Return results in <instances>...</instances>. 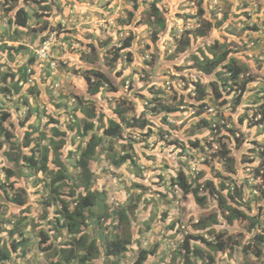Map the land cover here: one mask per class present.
I'll list each match as a JSON object with an SVG mask.
<instances>
[{"label":"rangeland","instance_id":"obj_1","mask_svg":"<svg viewBox=\"0 0 264 264\" xmlns=\"http://www.w3.org/2000/svg\"><path fill=\"white\" fill-rule=\"evenodd\" d=\"M41 1L47 2V7L41 9L36 2L26 1L28 10L33 9L42 16L39 19L31 17L28 21V30L21 31L19 29V33L17 30L16 33H12L14 27L9 25V21L5 17V7L0 5V44L5 41L7 44L20 46L14 56L16 58L15 68L28 65L32 68L30 71L37 69L40 72L41 69L36 65L38 61L50 59L48 52L52 48L55 59L50 60V67H47V71L53 73V69L62 72L60 67L68 66L64 72L66 74L64 81L59 82L61 89H56V94H64L67 89L65 84H69V81L72 82L73 79L77 83L71 87V90L75 94H81L84 90L82 73L87 72L91 66H96L94 68L106 75L110 83L112 82V86L105 85H109L107 88L110 92L106 94L104 91L100 94L99 100L88 103L102 118V121L98 122L107 124L103 116L107 119L117 120L118 113L114 112L116 106H118L116 111L119 110L127 120H132L133 115L142 111L149 118L150 116L153 118L159 116V120L160 117L163 118L161 116L163 113L166 114V120L169 122L168 133L160 136L158 128L154 126V133L151 136L143 137L137 132V128H126L123 123L119 137L107 141V136H102L104 146L108 147L110 144L111 147L105 151L99 150L95 157L97 160L93 162V167L96 165L95 170L103 176L96 175L98 178L95 181V188L105 192L103 201L107 206V211L112 212L122 205L127 207L130 205L133 209L130 217L139 228L138 235L141 234V240L137 243V247L158 249L155 255L151 256L152 259L148 264H183L181 243L184 232L188 231V234L200 233V231H196L194 224L197 220L205 218L210 212L216 213L217 210L216 197L214 199L209 195V201L206 200L204 205L197 207L191 194L184 195L177 187L170 184L172 176L181 168L180 164L186 170L188 167L189 178L191 180L198 179L200 185L204 184L203 180H209L220 187L218 183L220 180L221 184H224L222 190L226 192L228 187L238 199V204L243 202L242 190L239 189L242 186L241 181L246 183L249 189L244 198L251 201L253 212H256L258 204L262 202L256 191V185H260L261 181L257 175L256 166L259 162L258 151L264 145V70L259 63L264 62V40L260 43L249 41L250 51L240 41V45L235 51L237 62L243 68L244 78H248L245 91L239 88L237 83H230L232 86L228 85L226 89L230 88L231 90L226 91V94L222 92L218 98L212 95L210 89L206 87L207 95L204 102L207 105L199 113L189 106L177 105L176 99L178 95H187L191 91V96H196L194 86L199 81L197 77L201 79L200 85L207 82L208 78L203 75L204 72L198 70L196 63L194 64L193 53L200 55L203 46L208 48L211 44L208 35L213 32L216 38L224 41L230 48L240 35L245 34L244 22L247 18L245 12L247 9L250 11L249 23L254 22L258 18V14L264 16V12L261 10L264 9V0H211L208 7L205 4L201 5L203 10L201 15L197 5L200 0H143L137 9L129 6L133 4L131 0L127 3V0H108L111 1L108 8H103L96 0ZM152 1L164 8L165 26H162L160 22H155L153 16L148 19L146 10ZM125 6L135 10L137 15L141 13V21L134 25H120V18L126 16ZM228 8L231 9V20L224 21L222 26L213 27L214 29L211 31L208 20L213 22L220 20L223 11ZM215 10L216 14H213L212 12ZM131 19L130 22L135 20L133 17ZM48 20L53 21L54 24L58 23L61 31L54 30L43 40L47 44L46 55L40 57L35 53V49L39 48L43 42L39 36L43 35L44 24ZM229 22L232 27L227 28ZM196 32H200L202 35L194 36L198 34ZM58 33L60 35L71 33L76 35L74 38L80 37L83 41H92L94 44L91 42L80 43L76 41L78 39H73L68 43L62 40ZM129 33L135 34L134 43L136 44L131 54L127 57L123 55V59L119 60L120 53L114 51L113 54L112 51H108V48L121 46V40ZM11 34L14 37L9 38L8 35ZM230 34L231 41L226 39V36ZM119 38L121 40L118 41ZM188 38H190L189 44H187ZM203 40L206 43H202L201 47L199 44ZM183 43H186L185 46L182 45ZM231 48L234 50L233 47ZM104 54L111 56L109 59L111 63H107L109 65H104L100 61ZM9 55L13 57L12 54ZM114 58L119 61L113 63ZM87 63L89 66L79 72L80 66L84 67ZM254 65L255 69H253ZM74 68L78 71H75ZM2 70H8L6 65L2 66ZM91 76L94 78L93 75ZM122 78H125L124 84L121 82ZM29 82L31 81L29 80ZM155 98H161V101L166 102L172 110L151 112L150 108L156 103ZM224 98H226V104L222 103ZM117 99L123 100L117 102ZM133 99L137 100L136 103L133 102L128 106L129 101H133ZM185 100L189 101L188 96ZM4 104L8 108L12 106V102ZM25 116L27 115L21 112V118H25ZM198 116H204L206 122L201 128L191 131L190 128ZM36 125L35 122L34 126L36 127ZM16 132H21V130ZM96 132L101 134L100 129H96ZM129 140L134 144L131 151L132 154H135L134 158L115 165L112 160L113 152L121 149V145ZM191 141L199 143L192 146ZM136 145H140L142 148L141 156L136 154ZM61 151L64 155L62 160L72 164V158L65 157L68 146L63 145ZM226 151L229 154L227 159ZM134 160L137 164L133 163ZM233 161H236L234 165ZM113 171L115 173H112ZM68 174H72L70 168ZM25 180L28 182L26 187L29 188V184L32 182L30 176L25 177ZM131 182L137 185L132 187ZM204 187L206 186L200 188V193L205 191ZM238 192H241V197L238 196ZM128 194L135 195L132 201L134 203L125 201ZM25 196L26 203L18 209L11 208L8 201H1L0 220H9L7 223L0 221L1 240H5L3 238L6 231L3 228H9L15 218L13 215L10 218L4 217L11 211L25 212L27 219L31 222L32 220L36 221L40 216L43 209L41 201L47 196V192L40 190L32 193L30 190V193ZM221 215L219 212L223 221L224 218ZM147 216L149 217L145 219ZM105 220L99 219L95 226L101 227ZM235 222L244 230L249 224L245 219H236ZM261 222L262 220L258 226H254L253 231L245 230L247 232L245 235L232 232L233 241L236 244L232 246L230 252L214 254L211 264H264V241L261 243L263 253L260 258L256 259L253 255L244 257L241 250L246 245L257 246L252 235L262 229ZM116 223L115 219L114 224ZM41 224L43 223L41 222ZM27 228L31 232H29V237L34 242L26 249V254L16 264L48 263L46 254L37 248L40 227L33 229L32 223ZM90 228L98 231L93 227ZM209 228V231L204 235L208 239H213L214 233L224 232L223 227L219 226L216 221ZM104 230L105 232L109 231L111 227ZM68 238L62 237L63 240ZM54 243H58V240L54 239ZM198 246L204 253L203 256H206L205 252L208 249L203 244ZM136 254L137 250H134L133 253L125 255L121 264H132ZM207 258L197 259L195 264L209 262Z\"/></svg>","mask_w":264,"mask_h":264},{"label":"trees","instance_id":"obj_2","mask_svg":"<svg viewBox=\"0 0 264 264\" xmlns=\"http://www.w3.org/2000/svg\"><path fill=\"white\" fill-rule=\"evenodd\" d=\"M26 1L0 0V5L6 8V19H10L8 20L9 25L14 27L12 33H16V30L19 33V29L21 31L28 30L29 19L31 17L39 19L42 16L33 9L28 10ZM32 1L36 2L41 9L47 7V2H42L41 0ZM129 1L127 0L126 3ZM131 1L133 4L128 5L133 9H137L143 0ZM209 1L211 0H200L197 3L200 15L203 14L201 5L205 4L208 7ZM96 2H100L103 8H108V5L111 4V1L108 0H96ZM149 5L146 10L148 19L153 16L155 22H160L162 26H165L164 8L154 1L150 2ZM261 10L264 12V9ZM245 12L247 16L244 22L245 34L239 36V41H234L231 46L234 50L231 47L228 48L224 41H220L211 32L208 35V40L211 39L209 41L211 44L208 48L203 46V50H200V55L193 53L194 64L196 63L197 69L203 71L206 77L212 79L208 86H210L213 93L219 90V87L225 89L227 81L229 84L231 81L238 83L239 88L243 90L246 87V81L243 83L237 81L242 69L237 62L235 51L238 49L240 41L250 51L251 47L249 45L251 44L249 41L251 43H260V41L264 40V16L258 14V18L254 22L249 23L250 11L247 9ZM212 13L216 14V10ZM231 16V9L228 8L223 11V16L220 20L216 22L208 20L210 30L213 31V27L218 25L222 26L226 20L230 21ZM10 17H13L14 21H11ZM132 17L135 20L130 22ZM120 21V25H134L136 22L141 21V13L137 15L135 10L126 7V16L125 18H120ZM228 27H232L230 22ZM54 30L60 32V26L58 23L54 24L53 21L48 20L44 24L43 35H40L39 39L43 41ZM196 33L198 34L194 36L202 35L200 32ZM58 36L68 43L73 39H78L76 41L80 43L91 42V44H94L92 41H83L80 37L74 38L76 35L71 33L62 35L58 33ZM8 37L12 38L14 36L11 34ZM134 37V33H129L124 39L121 40L119 38L118 41L121 40V46L109 47L108 51H112L113 54L114 51L115 53H120L118 59L122 60L123 55L127 57L133 52L132 49L136 44L134 43ZM230 37L231 34L227 35L226 39L231 41ZM189 43L190 38L187 41V44ZM202 43L205 44V40L198 44L202 47ZM103 44L106 45L105 42ZM185 44L183 43L182 45L185 46ZM19 49L20 46H8L5 41L0 44V197H2L0 203L5 200L9 202L11 208L18 209L22 208L26 203L25 195H28L30 190L32 193L40 190L46 191L47 196L41 201L43 209L36 221H29L27 214L22 211L17 212L14 210L9 215L4 216L10 218L13 215L15 218L9 228H3L6 234L3 238L5 240L0 238V264H16L26 254V249L34 242L31 241V237H29L30 231L27 230V227L32 225V223L33 229L40 227L37 248L39 251L44 252L48 258V263L39 264H73L74 262L76 264H121L123 258H120V256L126 251L129 254L136 250L134 246L136 245V240L137 242L141 240V234L138 235L137 224L130 217V214L133 213L130 205L128 207L122 205L112 212L107 211V206L103 201L105 192L95 188L96 179L99 176H103L95 170L96 165L93 167V162L97 160L95 157L99 150L105 151L111 147L110 144L108 147L104 146L102 136H107V141L119 137L123 123H125L124 127L126 128H137V132L143 137L151 136L154 133V126L158 128L160 136L168 133L169 122L166 120V114L163 113L161 115L163 118L160 117L159 120V116H154V118L150 116L149 118L142 111L137 115H133L132 120H127L126 117L120 114L119 110L116 111L118 108L116 106L114 112L118 113L117 120L107 119L103 116L104 120L107 121V124L104 125L103 122H98L102 121V118L95 113L94 107L89 104L99 100L100 94L104 91H106V94L110 92L107 87L113 84L109 82L102 72L94 68L96 66H91L87 72L84 71L82 73L84 90L81 94H75L71 90V87L77 83L75 79L72 82L68 80L69 84H65L67 89L64 94H56L55 90L61 89L59 82L64 81L66 75L64 72L68 69V66L62 65L60 67L62 72L52 69L53 73H49L47 67H50V60L55 59L54 52L50 48L48 52L50 59L38 61L36 65V67L41 69L40 72L37 69L30 71L32 68L28 65L15 68L16 58L14 56ZM218 49L221 51H217ZM9 54H12L13 57ZM110 57L104 54L100 61L106 65L108 62L111 63ZM116 59L114 58L113 63L119 61ZM259 63L264 70V62ZM3 65H6L7 71L2 70ZM87 66H89L88 63L84 67L80 66L79 72ZM74 69L78 71L76 68ZM253 69H255V65ZM122 79L121 82L124 84L125 78ZM106 84L109 85L105 86ZM205 89V86H200L199 83V87H197V102L204 98ZM122 100L117 99L116 101ZM135 101L137 100H130L128 106L132 105L133 102L136 103ZM6 102H12V106L8 108L4 104ZM155 102L154 106L150 108L153 113L161 112L162 110H172L166 102L161 101V98H155ZM138 103L140 102L138 101ZM222 103L226 104V98ZM176 104L183 105L184 98L178 95ZM190 104L196 105L194 101L190 102ZM21 112H24L27 116L21 118ZM35 122L37 124L36 127L34 126ZM205 122L206 118L204 116H198L190 128L191 131L201 128ZM96 129H100L101 134L96 132ZM17 130H21V132H16ZM76 138L79 140L76 141ZM190 143L195 146L199 142L191 141ZM63 145L68 146V152L65 157L72 158V164L62 160L64 157L61 151ZM121 146V149H117L112 154V160L115 165H120L125 161L128 162L135 155L131 153L134 144L130 140ZM135 151L136 154L141 156L142 148L140 145H136ZM227 156L229 157V154L226 151V159ZM259 157L258 171H260L259 175L264 183V145L261 147ZM133 163H136V161L134 160ZM180 165L181 168L170 179V184L177 185L185 193H192L200 205L205 204L209 195L215 196L216 200L220 202L217 203L216 213L209 214L211 223L216 221L221 226L223 221L220 216L217 217V214L220 211L223 214L225 209L228 210V213L224 215V218L228 223L237 217L238 214L243 213V210L239 208L240 204L232 200L233 194L222 190L224 184H221L220 180L218 181L220 187H217L213 181L203 180L206 192L201 195L198 191L200 185L198 179L191 180L188 174V167L187 171L182 164ZM141 167L143 168V165ZM69 168L72 171L70 175L68 174ZM112 173L115 172L113 171ZM24 176H30L31 178L32 182L29 184V188L26 187L28 182ZM136 185V183L131 182L132 187ZM134 196V194H128L125 197V201L132 202ZM261 197L264 198V184ZM97 208H99L98 211ZM99 219L106 220L101 227H96L95 225ZM115 219L117 220L116 224H114ZM251 220L254 221L252 218ZM0 221L7 223L9 220ZM90 227L98 231L96 232ZM107 227H111V230L105 232L104 229ZM225 228L229 234L225 238L227 239L232 235L230 234L232 231L227 225ZM217 233L219 234V232ZM262 235L260 233L254 234L257 242L261 241ZM62 237H71V239L63 240ZM36 238L37 235L35 236ZM193 238L195 236L187 234L183 242V247L186 250L184 254L186 264L190 261L189 253L195 249L189 242ZM54 239H57L58 243L55 244ZM157 251L158 249H154V247L151 249L138 248L133 264H145L147 260L150 261L152 259L151 256H154ZM253 252L259 257L261 248L257 247Z\"/></svg>","mask_w":264,"mask_h":264},{"label":"clouds","instance_id":"obj_3","mask_svg":"<svg viewBox=\"0 0 264 264\" xmlns=\"http://www.w3.org/2000/svg\"><path fill=\"white\" fill-rule=\"evenodd\" d=\"M5 7V6H4ZM6 9V8H5ZM6 18H7V16H5ZM11 18V17H10ZM8 20H10V19H8ZM11 21H14V18L12 17L11 18ZM6 45H8V46H13V47H18V46H14L13 44H7V42H6ZM46 49H47V44H46V42H42V44H41V46L39 47V48H37V49H35V53L38 55V56H40V57H44L45 55H46ZM240 65V64H239ZM241 66V65H240ZM241 69H242V71L240 72V74L238 75V77H237V81H240V83H243L244 81H246V85H247V83H248V78H244V71H243V68H242V66H241ZM201 71V70H200ZM203 72V71H202ZM104 75V74H103ZM204 75V74H203ZM106 76V75H105ZM205 76V75H204ZM107 77V76H106ZM206 77V76H205ZM108 78V77H107ZM198 79H199V81H197L196 82V86H194L195 87V91H196V96H191V93H192V91L191 92H189L187 95L186 94H183L182 95V98H184V104H183V106H189L190 108H194L195 109V112H201V111H203L204 110V108H205V106L207 105H205V102H204V99H205V96L207 95V92H206V89H205V96H204V98L201 100V101H199V102H197L196 101V97L198 96V91H197V87H199V83H201L200 82V77H197ZM208 78V77H207ZM108 80H109V78H108ZM212 79H210V78H208V80H206L207 82L204 84H201L200 86H202V85H204L205 86V88L206 87H208L209 89H210V92H211V94L212 95H214V96H217L218 98L222 95V92H223V94H226V91H230L231 89L230 88H227L226 89V87L228 86V85H230V86H232V84H229L228 83V81H227V85L225 86V89H221L220 87H219V90H216L215 91V93H213L212 92V89L210 88V86H208V83L211 81ZM109 82H110V80H109ZM231 83H236V82H233V81H231ZM237 85H238V83H237ZM246 88V87H245ZM244 91H245V89H244ZM221 93V94H220ZM189 95V96H188ZM186 96H188V100L189 101H186L185 100V98H186ZM225 97V96H224ZM225 99V98H224ZM195 102V104L196 105H191L190 104V102ZM201 104H203L202 106H201ZM262 147V146H261ZM260 150H261V148H260ZM260 150L258 151V156H257V158L259 159V162H260V157H259V153H260ZM237 159V158H236ZM259 162H258V164H259ZM234 163H236V161H233V165H234ZM256 168H257V175L259 176V178H260V171H258V165L256 166ZM260 185H256L257 186V192H258V197H259V199L262 201L261 203H259L258 204V206H257V208H256V212H253L254 210L252 209V203H251V201H249V200H245V194H246V192L248 191V185L246 184V183H244V182H242L241 181V183H242V186L239 188L240 190H242V203L239 205V208L240 209H242L243 210V213H241V214H238L237 215V217H235L232 221H230L229 223L226 221V219L224 218V215H226L227 213H228V210H224V212H223V214L221 213V211H220V214H222L221 215V217L222 218H224V220H223V222H222V224H221V226L223 227L222 229H224V232H219V234L218 233H214L213 234V239H208V238H206L204 235L209 231V227H211V225L214 223H211V220H210V217H209V215H207V216H205V218H201L200 220H197V222H196V224H194V226H195V228H196V231H200V233L199 232H196L197 234H191V235H193V236H195V238H193V239H190L189 240V242H190V244L191 245H193L194 246V248L195 249H193V251H191L190 253H189V257H190V261H188V263L187 264H195V262H197L198 260L197 259H199V260H203V259H205L206 257H208L207 259H208V261L209 262H205L204 264H211L212 262H213V260H214V254L216 255V253H218V252H230L231 250H232V246L234 245V244H236V242L235 241H233V238H234V236H233V234H232V232H235V233H242V234H246L247 232H245V230H247V231H253V229H254V226L256 225V226H258V224L260 223V221L262 220V222H261V225H262V229L261 230H258L259 232H256L255 234H257V233H260V234H263L262 236L263 237H261V241L260 242H257V240L254 238V234L252 235V234H250V235H252V238H253V240H254V242H255V244H257V246L256 245H246V246H244L243 248H241V250H242V252H243V256L244 257H247V256H250V255H253L254 257H256V259L257 258H260L261 257V255H262V253H263V246H261V243L264 241L263 240V238H264V210H263V205H264V198H262L261 197V192H262V190H263V181H262V179L260 178ZM240 183V184H241ZM175 187H177V185H174ZM194 186V185H193ZM203 186H205V184H202V185H199V187H198V191H199V194H201L202 195V193H200V188H203ZM180 191H181V193H183L184 195H188V194H191V196L193 197V201H194V204L197 206V207H200V206H202V205H204V204H202V205H200V204H198L197 203V201L195 200V198H194V196L192 195V193H185V192H183L179 187H177ZM205 188L206 187H204V189L203 190H205ZM235 188V187H234ZM204 192H206V191H204ZM203 192V193H204ZM226 192H231L232 194H233V192L232 191H230L229 189H228V187L226 188ZM238 194V196H240L241 197V192H238L237 193ZM214 199H215V196H213V195H211ZM208 198H209V196H208ZM232 200H235V201H237L238 202V199L236 198V196L233 194V198H232ZM217 203H220V202H218V200H217ZM225 213V214H224ZM209 214H214L213 212H210ZM219 216V214H217V217ZM149 216H147L145 219H147ZM260 217V220H258V218ZM251 218L252 219H254V221H252L251 220ZM236 219H245V220H247L248 222H249V224H248V227H247V229H243V227H241V226H239L238 224H236V222H235V220ZM228 226V228H230L231 229V233L230 234H232L231 236H229V238H227V239H225L226 237H227V235H229L228 234V231L226 230V228H225V226ZM138 231H139V228H138ZM189 232L187 231H185L184 232V235H183V241H182V243H181V249H182V251H183V254L181 253V258H182V261H183V264H186V262L184 261V254H185V247H183V242L185 241V236L188 234ZM69 239H71V237H69ZM223 240H224V242H223ZM137 243L138 242H136V245L134 246V248L136 249V250H138V248H147V247H142V246H138L137 247ZM201 244H203L208 250L205 252L206 254V256H203L204 255V253L203 252H201V248L198 246V245H200L201 246ZM257 247H260L261 248V255L259 256V257H257L255 254H254V252H253V250L255 249V248H257ZM149 249V248H148ZM245 250H247V251H245ZM125 255H127V251L124 253V254H122L121 256H120V258H123ZM135 261V259L133 260V262ZM133 262H132V264H133ZM149 263V261H147V262H145V264H148ZM76 264V263H75Z\"/></svg>","mask_w":264,"mask_h":264}]
</instances>
